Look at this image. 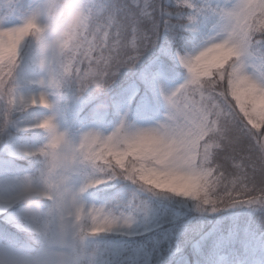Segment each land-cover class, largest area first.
<instances>
[{"label":"snow or ice","instance_id":"obj_1","mask_svg":"<svg viewBox=\"0 0 264 264\" xmlns=\"http://www.w3.org/2000/svg\"><path fill=\"white\" fill-rule=\"evenodd\" d=\"M2 3L0 264H264V0Z\"/></svg>","mask_w":264,"mask_h":264},{"label":"clouds","instance_id":"obj_2","mask_svg":"<svg viewBox=\"0 0 264 264\" xmlns=\"http://www.w3.org/2000/svg\"><path fill=\"white\" fill-rule=\"evenodd\" d=\"M63 8V20L58 26H54L52 31L54 35H62L66 29L70 30L79 25L82 20V10L77 7L79 0H59ZM63 158V153L55 149L49 152V159L59 161ZM65 199L70 209H75L79 204L78 200L73 199L74 189L71 186L65 187L63 190ZM21 210L38 214L43 211L42 198H35L29 189H23V198L20 201Z\"/></svg>","mask_w":264,"mask_h":264},{"label":"rangeland","instance_id":"obj_3","mask_svg":"<svg viewBox=\"0 0 264 264\" xmlns=\"http://www.w3.org/2000/svg\"><path fill=\"white\" fill-rule=\"evenodd\" d=\"M5 7V5L2 3V0H0V8H4ZM10 7V6H9ZM227 167L229 168V170H230V168H231V164H230V162H229V164L227 165Z\"/></svg>","mask_w":264,"mask_h":264}]
</instances>
